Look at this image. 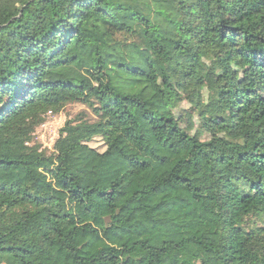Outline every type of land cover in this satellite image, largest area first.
Instances as JSON below:
<instances>
[{
    "label": "trees",
    "instance_id": "1",
    "mask_svg": "<svg viewBox=\"0 0 264 264\" xmlns=\"http://www.w3.org/2000/svg\"><path fill=\"white\" fill-rule=\"evenodd\" d=\"M0 264H264V0H0Z\"/></svg>",
    "mask_w": 264,
    "mask_h": 264
},
{
    "label": "rangeland",
    "instance_id": "2",
    "mask_svg": "<svg viewBox=\"0 0 264 264\" xmlns=\"http://www.w3.org/2000/svg\"><path fill=\"white\" fill-rule=\"evenodd\" d=\"M116 39L120 40L121 37L117 36ZM207 66L206 62H202L201 68L204 69ZM216 92V85L211 76H208L207 86L201 90L200 96L203 99L209 94ZM182 100L178 104L176 109V115L180 117V126L190 134H194L197 127L196 115L197 110L189 103L188 99H185L187 95H192L190 90L181 91ZM86 112L88 114V109L79 104L67 105L62 111L58 114L47 113L43 116L42 122L36 128L33 143L40 146V150L47 153L52 152L53 144L58 137L59 130L63 127L66 120L74 118L78 113ZM206 137H203L202 140H205ZM90 146L103 151V144L100 140L95 139Z\"/></svg>",
    "mask_w": 264,
    "mask_h": 264
}]
</instances>
